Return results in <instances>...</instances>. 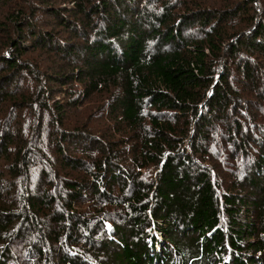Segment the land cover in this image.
Returning <instances> with one entry per match:
<instances>
[{"label": "trees", "instance_id": "16d2710c", "mask_svg": "<svg viewBox=\"0 0 264 264\" xmlns=\"http://www.w3.org/2000/svg\"><path fill=\"white\" fill-rule=\"evenodd\" d=\"M71 1L75 9H65L79 13L77 21L83 27L74 19L64 18L62 24L75 35L88 36L93 31L97 38L84 41L85 66L72 72L66 68L57 77L85 82L86 97L100 87L117 88L109 111L124 136L109 135L104 142L85 120L57 131V139L77 142L78 150L72 146L67 150L65 145L58 149L56 171L42 170L45 174L35 181L41 183L39 194L26 186L27 212L16 211L0 197V264H44L47 260L50 264H178V257L180 264H264V125L257 140L243 132L242 141L252 140L258 149L254 167L245 179L235 177L222 200L213 187L210 169L198 165L195 152L175 151L180 146L177 129L182 127L183 136L188 122L195 121V150L208 137L212 117L221 116L223 125L232 91L223 84L227 76L213 69L210 55L222 50L239 55L246 49L264 56V18L249 32L230 33L221 24L223 16L237 17L234 14L244 10L240 2L228 11L183 15L175 13L173 6H142L140 0ZM125 10L133 12L131 19ZM53 11L60 16L58 10ZM95 13L103 18L99 23L92 20ZM196 22L201 23L205 39L184 34L185 26ZM211 23L217 24L207 30ZM33 36L35 40L26 39L29 44L23 45L52 47L46 39L58 45L48 31H35ZM9 42L16 52L3 59L9 71L6 78L11 80L21 68V50L14 40ZM77 49L81 46H66L67 58L77 56ZM252 61L248 57L238 65L254 84L258 70ZM64 98L55 105L59 125L70 109L65 102L72 104L66 93ZM146 106L163 112L150 113L148 130L143 125ZM237 125L241 130V124ZM0 140L1 156L10 160L15 154L17 162L25 143L18 144L11 132L0 135ZM14 147L13 154L10 149ZM150 164H161L160 170L153 182L145 183L136 171ZM116 186L131 195L120 197ZM121 205L113 214L123 215L113 219L109 212ZM150 226L156 234L146 231ZM38 232L42 236L33 241Z\"/></svg>", "mask_w": 264, "mask_h": 264}, {"label": "rangeland", "instance_id": "374dc122", "mask_svg": "<svg viewBox=\"0 0 264 264\" xmlns=\"http://www.w3.org/2000/svg\"><path fill=\"white\" fill-rule=\"evenodd\" d=\"M140 1L142 6L149 7L154 3L158 7L167 4L175 8V13L183 15L200 14L201 11L212 9H216L214 10L216 12L228 11L230 6L233 7L240 2L244 10L234 14L237 16L235 18L233 15L226 18L223 16L224 21L220 22L230 33L249 32L257 25L262 24L264 18V0ZM247 3H249V6ZM65 8L73 10L75 5L71 0H0V135L11 132L15 135L18 144L25 143L17 162L14 157L15 147L10 149L14 154L10 160H5L0 154V197L6 203H9L11 207L14 206L16 211L22 213L28 211V207L24 208V204L28 202L24 197H27L29 189L32 187V194H39L38 185L41 183L35 184V181L39 176L45 174L42 170L47 169L45 171H50L53 169L56 171L59 165L56 161L58 149H62L61 147L65 145L67 150L71 146V149L78 150L79 145L77 142H63L61 136L57 139L59 134L57 131L61 130V127L73 128L75 124L85 120L94 136L104 142H107L106 139L110 136L113 138L124 136L110 116L109 111L115 96L114 93H117V88L100 87L98 91H93L91 95L86 97L83 95L86 89L85 82L78 81L75 77L73 79L57 77L66 68L72 72L77 67L85 66L87 52L84 49L86 45L84 41L87 37L90 42L97 38L93 31L88 36L87 34L83 36L75 35L72 28L62 24V20L66 21L65 19H68L71 22L74 19L78 26L79 24L82 26V23L78 22L79 20L77 21L80 14L70 12ZM53 9L59 11V17ZM124 13L128 19L132 18L131 13L133 12L125 10ZM99 15L95 13L92 20L99 23L103 19H99ZM216 24L211 23L208 25L207 30L214 29ZM201 27L202 25L199 22L185 26L184 34L198 41L205 39L204 29L202 30ZM21 29L24 33L20 32ZM74 30H77V28H74ZM35 31L52 33V38L58 40V45L46 38L47 41L44 38L43 40L52 47L48 45L47 47L34 46L33 44H30V46L23 45V43L27 44V41L29 44V40L26 39L35 40V36H33ZM9 39L14 40L21 50L18 54L21 68L17 69L18 73L15 75V79L11 78V80L6 78L5 73L9 71H7L3 59L4 56L9 57L16 52L14 50L15 45L10 44ZM71 44H75L77 47L81 46V49H77V56L70 54L67 58L66 46ZM115 44L119 45L117 41H115ZM224 51L222 50L216 55H210V61L212 60L214 64L213 69L222 71L227 76V81H223V84L227 86L229 91H232L230 92L232 101H230L227 108L225 114L227 117L223 120V125L220 124L219 120L221 116L212 117L208 137L200 141L201 148L199 150L193 149L192 143L196 130L195 121L188 122V125L185 126L186 133L183 136H181L183 132L180 131L182 127L178 128L177 134H175L176 139L179 140L177 142L180 143L175 151L180 149V152L187 151L191 155L195 152L194 159L198 165H201L203 169H210L213 187L220 198L235 182V177L240 180L245 179L254 167L255 153L258 152V149H255L256 144L252 140L245 138V142L242 141L243 132L250 134L253 139L257 140V135L260 134V126L264 125V56L259 54L258 57L255 53L246 49H241L239 55L235 54L236 52L227 54ZM234 55L237 58H234ZM248 57L253 60L252 63L255 64L258 70L254 84L247 81L245 73L240 71L238 65L241 60L244 62ZM70 63H73V65H70ZM59 70L61 71L59 72ZM216 77H219L218 74H216ZM216 82L217 80L214 84ZM255 84L259 86L254 88L253 85ZM3 92L6 93L4 97L1 95ZM64 92L72 104H66L65 102L64 105L70 107V109L68 112H64L66 115L63 123L59 125V115L55 105L56 102L65 99ZM208 92L211 93V88ZM45 103L48 105L47 108H44ZM150 113L163 115V112L158 113L152 107H144L145 119L147 120L146 124L143 125L146 126L147 130L150 129ZM166 114L169 116L175 115L173 112H167ZM237 122L241 124V130L238 129ZM1 142L0 140V144ZM130 143H133V141ZM246 145L248 146L246 147ZM244 148L245 151L242 155L240 150ZM54 160L55 164H53ZM14 166H16V169ZM160 166L161 164H150L147 168H137L136 172L139 180L141 179L145 183L153 182ZM235 166H238L237 170H234ZM27 185L28 191L26 192ZM61 186V184H58L59 188ZM130 193L131 191L123 193L117 186L115 188V194H119L120 197L127 198L131 195ZM114 203L117 204L118 202ZM121 207L123 205L109 212L113 219H119L123 215L120 213L113 214L114 210ZM220 216L222 220L226 217L224 212ZM146 231L156 234L152 226L147 227ZM37 234H33V241L36 239L35 236H42V233L38 232ZM176 261L180 264V257ZM44 264H50L49 260L45 261Z\"/></svg>", "mask_w": 264, "mask_h": 264}]
</instances>
